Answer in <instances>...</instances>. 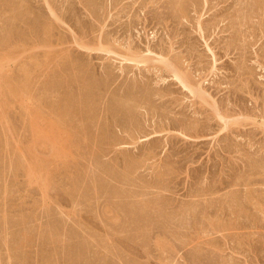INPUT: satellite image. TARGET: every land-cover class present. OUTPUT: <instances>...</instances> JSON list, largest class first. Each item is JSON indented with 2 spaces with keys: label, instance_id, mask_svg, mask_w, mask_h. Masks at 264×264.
<instances>
[{
  "label": "rangeland",
  "instance_id": "1",
  "mask_svg": "<svg viewBox=\"0 0 264 264\" xmlns=\"http://www.w3.org/2000/svg\"><path fill=\"white\" fill-rule=\"evenodd\" d=\"M0 264H264V0H0Z\"/></svg>",
  "mask_w": 264,
  "mask_h": 264
},
{
  "label": "bare ground",
  "instance_id": "2",
  "mask_svg": "<svg viewBox=\"0 0 264 264\" xmlns=\"http://www.w3.org/2000/svg\"><path fill=\"white\" fill-rule=\"evenodd\" d=\"M105 50V49H104ZM105 52H110V51H106L105 50ZM148 54V53H147ZM136 55H138V53L136 54ZM135 55V56H136ZM128 57V56H127ZM145 57H147V56H145ZM141 59V57H138V59ZM144 58V57H143ZM142 58V59H143ZM138 59H136V58H134L133 60H130V58H123V60H125V61H130V62H133V63H136V64H141V63H147L148 62V60L147 59H143V60H138ZM152 59V58H151ZM147 60V61H146ZM150 60V59H149ZM157 61V60H156ZM159 61V60H158ZM165 61V60H164ZM160 62H162V60L160 61ZM163 63V62H162ZM161 64V63H160ZM169 64V63H168ZM167 64V65H168ZM174 66V65H173ZM176 67V66H175ZM177 68V67H176ZM167 69V68H166ZM181 71H177V70H174V71H172V73H173V77L178 81V83H180L181 85H182V87L183 88H185V89H187V90H189V92L190 93H192L193 94V97H194V95H195V89H192V87H191V85H189L190 84V82L188 83V81H187V79L185 78V76H183L184 74H181L180 73ZM171 75V74H170ZM202 93H203V91H201ZM201 95V94H200ZM223 120V119H222ZM225 123V122H224Z\"/></svg>",
  "mask_w": 264,
  "mask_h": 264
}]
</instances>
